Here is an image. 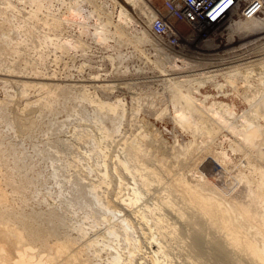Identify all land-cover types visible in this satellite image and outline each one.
<instances>
[{
	"label": "rangeland",
	"instance_id": "rangeland-1",
	"mask_svg": "<svg viewBox=\"0 0 264 264\" xmlns=\"http://www.w3.org/2000/svg\"><path fill=\"white\" fill-rule=\"evenodd\" d=\"M75 1L39 0L42 10L35 11L33 0H0V264H47L43 259L48 257L52 264H257L246 249L233 252L225 246L214 225L224 216L243 243L261 247L264 212L261 201L251 199L249 191L257 189L264 159H259L245 141L248 136L237 131L240 116L249 112L243 100L242 78L238 76L232 85L217 77L199 90L201 95H193L199 99L209 95L233 112L231 118L225 115L224 119L230 120L224 126L221 122L204 123L214 134L202 132L194 138L173 122V110L188 108L192 117L205 119L212 101L202 107L177 102L172 109L170 93L185 94L186 88L176 87L177 81L165 76L171 73L172 61L158 53L165 52V47L156 49L150 30L149 42L139 40L145 34L146 28L139 21L147 22L146 8L138 10L137 19L123 24L120 8L112 0H82L86 11L83 24L79 18H67ZM103 1L112 2L106 7ZM167 1L148 3L150 11L165 17L177 31L171 45L202 48L212 44L219 52L237 48L240 36L226 29L236 20L242 23L264 18L262 9L246 18L235 17L216 32L221 25L196 27L169 17L164 8ZM174 5L175 11L183 8L180 0ZM59 14L64 15L62 20L66 17L85 25L84 29L83 25L80 29L60 27L64 38L70 36L79 42H54L53 21ZM100 16L104 27L100 24L98 30L103 28V35L98 41L91 40L100 20L94 18ZM229 36L234 44L225 47ZM171 48L177 52L181 47ZM176 64L183 68L182 63ZM159 79L163 81L156 82ZM216 84L222 89L215 88ZM234 85L239 88L237 93ZM232 127L237 132L232 133ZM140 133L146 136L142 138L143 149L148 151L142 153V160L162 184L153 185L147 193L143 190V199L134 206V212L140 213L129 218L107 212L105 207L131 195L133 182L119 161L125 157L124 144ZM260 136L254 139L263 141ZM190 141H194L192 154L173 161L172 148ZM205 157L222 166L225 176L221 188L225 191L214 176L207 175L211 171ZM179 179L197 187L203 196L225 199L213 219L182 205L184 191ZM167 188L178 197L174 211L166 208ZM230 208L238 211L237 218L228 215ZM241 214H247L249 220H241ZM124 220L131 229L125 227ZM158 222L173 235H162ZM15 234H21L27 246L18 249L12 237ZM58 246L66 248L61 256L55 253ZM30 251L35 258L26 262L24 255Z\"/></svg>",
	"mask_w": 264,
	"mask_h": 264
},
{
	"label": "bare ground",
	"instance_id": "bare-ground-1",
	"mask_svg": "<svg viewBox=\"0 0 264 264\" xmlns=\"http://www.w3.org/2000/svg\"><path fill=\"white\" fill-rule=\"evenodd\" d=\"M83 1L85 2V0H83ZM83 1L82 0H76L74 3L75 5H72V4L70 5V13H69V15H67L68 16L67 18H71V16L73 18H79L80 20H83V24H84V17L83 16H84V13L86 11H85V6H83V4H84ZM112 1L114 2V4H113L114 6L116 4L120 8L119 19L122 20L121 18H124L125 22L123 24H127V22L130 23L132 20L137 19V14L140 12L138 10L146 8L147 12L145 13L146 16L144 19L147 22H143L141 20L139 21L140 23H142L144 25V28H146L145 31L143 32L145 34H142L139 40L142 42H149L148 38H150V36H149L148 32L150 30V23H151L152 19L157 15H155V12H154L155 10L153 11L151 9V11H150L151 6L148 3V0H112ZM242 1H244V0H242ZM33 3L36 4V6L34 7L35 11L36 10L38 11L40 8H42V5L39 4V0H33ZM60 3L62 4V2H60ZM89 3H91V0L89 1ZM104 3L105 2L103 1V3H101V4H104ZM110 3H107V4L110 5ZM107 4H106V7H107ZM227 6L228 5H226L215 18L216 20L214 22H217L218 25H221L220 27L215 28L216 32H217V29H221L224 26L225 22L230 21V19H227V20H223L224 21L223 24L220 23V19L225 14L223 12L229 11L232 8L231 7V8H228L227 10H225L227 8ZM31 10H33V9H31ZM41 10L42 9H40V11ZM58 11H59V9H58ZM30 13H31V11L29 12V15H30ZM57 13H59V12H57ZM38 14H39L38 12H35V16H38ZM232 14H234V12ZM104 15H102V17ZM62 16H64V15L59 14L58 17L60 20L56 18L53 21V28L56 32L55 36L57 37V38L55 37L56 39H54V42L59 43L60 45L65 44V43H71V44L73 43L74 44L76 42H79L78 39L69 38L70 36L64 38L63 34L60 33L61 32L60 27H62V25L64 24L66 26L69 25V28L77 29V27H79V29H80V26H82L83 24H80V22H78V21H74V20L71 21L72 19L66 20L67 19L66 17H65V19L62 20L61 19ZM106 17H108V16H106ZM87 19H89V18H87ZM87 19H85V20H87ZM94 19L96 22L100 19L99 24L95 28L97 30V32H99V33L96 32L97 36L95 33H93L91 35V37H92L91 40L94 39L95 41H98L99 36L103 35V28L98 30V26L100 24H101V26L104 25V20H101L102 19L101 16L96 17ZM104 19H106V18H104ZM84 26L85 25H83V29H84ZM102 27H104V26H102ZM96 30H94V31H96ZM226 30H230V32L236 33L238 36H240V39H238L240 45L237 48L232 47V48H229V49H226L224 51L219 52V48H217L216 46H214L212 44H208V45L206 44L202 48H198V46H197V48H191V47H189V45H185V44L180 45L179 44L178 47H181V48L179 51L176 52V51L172 50L171 46L159 45L155 42V44H157L155 46L156 49H158L157 48L158 46L160 48L165 47V49H164L165 52L158 50V53L160 55L164 56L168 61H170V60L172 61V65L170 64L172 67L170 70L171 73L165 74V76L173 78V80L177 81L175 84V86L177 85L176 87L180 86V87L186 88V90L184 91L185 94L182 93V94L175 95L173 93H170V95H169L170 98H169L168 103L173 107L172 109L175 108V104H177V102H182L185 105L199 104L200 107H202V106H206V104L208 105L209 101L210 102L212 101L208 105L209 108L207 110H205V111H207V114H209V116H207V118H205V119H201L202 117L200 119H196L194 114H193L194 117H192V114H191L192 112L188 113V108H187V110L186 109L185 110L184 109L183 110L182 109H179V110L174 109L172 120L178 127H180L182 129V131L183 130L187 131V133H190V136L192 135L194 138H195L196 134L201 135L202 132H205L207 135L214 134V132H215L214 129L211 126L207 127L204 123L206 122V124H207L209 122H215V123L220 124V122H221V123H223V125H221V124L220 125L224 126L227 123H229L227 121L230 120V119H228L226 121V119H224L225 115H228L230 118L233 116L232 109L227 104H223L220 102H217V103L214 102L213 99L209 95H203L201 99H199L193 95L200 94L199 90L204 85H206L207 83L209 84L210 82H212L217 77H222L226 82L233 85L236 78L238 76H240L242 78L243 82L245 83L244 92L242 94H243V100L248 104L249 112L247 111V113L246 112L243 113V117H241L242 115L240 116V118H242V119H240L241 120L240 121L241 122L240 130H237L236 128H234L235 127L234 126V127H232L234 131L232 130L233 132L232 131L231 132L235 133L237 131H240L244 135L246 134L248 137L245 139V141L247 143L251 144L252 151L254 153H256L257 156H259L258 157L259 159L263 160L264 159V153H262V151L264 149V18H256V19L251 18L249 21L242 22V23H240L238 20H236ZM77 32H78V30H77ZM222 33L220 35H222ZM176 34H177V31H175L174 28H172V29L170 28L169 38L171 36L176 35ZM68 35H70V34H68ZM152 37L155 40V37L153 35H152ZM75 38H76V36H75ZM232 40L233 39L229 36L228 41H227V45L225 47H229V46L233 45L234 42ZM184 42H185V40H184ZM207 43H211V42L208 41ZM220 49H222V48H220ZM189 59H193V60H189ZM179 62L182 63L183 68H179L177 66L176 63H179ZM159 77L160 76L155 77V78L157 79ZM8 78H10V77H8ZM161 79L157 80L156 82H162L163 80H161ZM165 79H166V77H165ZM179 80H181V81H179ZM251 80H254L257 84L256 85L250 84ZM109 86H107L106 88H108ZM215 88L222 89V87L219 86V84H216ZM232 88H234L236 93H237L239 88L235 87V85ZM159 97H160V95H159ZM199 105H197V106H199ZM201 109H203V108H201ZM195 110H196V108H195ZM215 117H217L218 119H216ZM233 121H235V120H233ZM261 121L263 122V124H260ZM230 123H233V122H230ZM236 123H237V121H236ZM230 126H231V124H230ZM245 127H247V128L244 130ZM260 134L262 135V137L260 136ZM257 135H259L261 139L263 138V141H260V140L257 141L256 139H254L255 137L257 138ZM138 136H139V134H138ZM138 136L134 137V139H132V140H129V142H126L125 144L123 143L125 145L124 146L125 157L123 158V160L119 161V164L122 167L123 172H127L129 174V176L131 177L130 179L133 182L134 188L131 189V191H132L131 195L130 196H124V198H121L122 197L121 196V197H119L120 199L117 198L115 201L112 200L113 201L112 203L109 202L111 205H107V206L105 205L106 206L105 210L107 212H110V213L116 214V215H122L123 217L126 216L129 218H134V216L136 214L140 213V211L138 213H136L137 211L134 212V209H136V207H134V206L139 201H141V199H143L142 198L143 194L145 195L144 191H146V193H147L148 190L151 189L150 187H152L153 185L160 186L159 184H162V179L158 176V174L154 170H152L151 168H148L144 164V162L142 160L143 159L142 153H148V151L143 149V145H144L143 143L145 141L143 142L142 138H146V136L142 135V134H141V136H139V137ZM193 137H192V140H193ZM243 138H245V136ZM193 147H194V141H190L187 144L178 145V146L176 145V147H173L172 148V151H173L172 152V158H174L173 161L176 160V162H177L180 158H182L181 160L188 158L189 155L192 154L191 152H192ZM147 155L145 154L144 157H146ZM146 158H148V157H146ZM205 160H206L207 169H209L211 171V172L207 173V175L209 177L214 176L215 183H217L218 186H220V188H221L224 184L222 177L225 176L224 175L225 173L223 171L222 166L217 161H214L213 159H210V158L206 159V157H205L204 161ZM116 167L117 166H115V168ZM106 173H107V171H106ZM115 173H118V172H115ZM108 175H110V173ZM104 176H107V175L104 174ZM260 176L261 177H260L259 182L257 183L256 191L255 192L249 191V195H250L251 199L261 201L260 207L264 212V173H261ZM199 177H201V176H199ZM122 179L123 178H120V180H122ZM200 179H205V178L202 176ZM206 181H208V180H206ZM179 182L182 185V188H183L182 191H184V196L183 197L181 196L182 201L181 200H179V201H181L182 205L184 203V205H183L184 207L185 206H191L193 209L196 210V212H198V214H200L201 216L206 217V218L213 219L214 216L217 215V213L220 211L222 201L225 199H221V197H220V199H217L213 196H203L197 187L191 186L184 179H179V181L177 183H179ZM240 182H241V179H240ZM209 183L207 182V185H209ZM246 184H249V182H246ZM137 186H139V187L141 186V189L140 190L137 189ZM97 187H99V186H97ZM221 189L223 191H225V189H223V188H221ZM226 190H228V189H226ZM166 191L169 192V194H168L169 201H168V204H166V208L169 209L170 211L171 210L174 211V209H175L174 203H175V200L178 201V197L175 198L174 193H173L174 190L172 188H167ZM172 200H174V201H172ZM224 212H226V210ZM221 214H223V213H221ZM228 215H235V217L237 218L238 217V211H236L233 208H230L228 211ZM240 217H241V220H244V221L249 220V216L247 214H241ZM137 221L140 222L141 220H137ZM139 222H136V224L141 226V224ZM123 223L125 224L126 228L131 229V224L128 221L124 220ZM157 224L159 227L157 229L159 232H161L162 235L163 234L169 235V236L173 235V232L170 229H165V227L163 226V224L161 222H158ZM214 225H215V229H216L217 233L221 234V239H222V242H224L225 246L227 245V247H229L233 252H235L239 248H244V249H246L249 256L251 257L252 262L257 263V264H264V237L262 238L261 247L257 248L251 242H244L243 243L238 236V232L233 231L230 228V225L228 223V219H226L224 216L220 217L219 220L214 221ZM257 232L259 234H261L262 231L258 230ZM7 234H13V233L10 231H7ZM12 237L14 238L15 243H16V247L18 249H22L25 245L27 246V244L24 240V237L21 234H15ZM65 249L66 248L64 246H58L55 248V253L58 256H61L65 253ZM34 258H35V256H34L33 251H30L24 255V259L26 262H32L34 260ZM52 262H53V260H51L49 257L43 259V263H47V264L51 263L52 264Z\"/></svg>",
	"mask_w": 264,
	"mask_h": 264
},
{
	"label": "built area",
	"instance_id": "built-area-1",
	"mask_svg": "<svg viewBox=\"0 0 264 264\" xmlns=\"http://www.w3.org/2000/svg\"><path fill=\"white\" fill-rule=\"evenodd\" d=\"M183 5V8L179 11H175L174 3L175 0H168L164 6L165 11H168L169 17L173 19H180L188 24L194 26H209L216 25L217 22H214L216 16L222 11L226 6L231 8L229 11H224L223 17L220 19V22L223 20L238 18H246L247 15L259 13L264 9V0H251L249 3H242L240 0H180ZM235 12V15L232 13ZM179 12V13H178ZM175 13V14H174ZM232 14V15H231ZM177 16H180L178 18ZM229 17V18H228ZM219 22V21H218ZM170 29L169 22L162 15L155 16L150 23V32L155 37V42L159 45L164 46H173L178 47L177 44L171 45V40H176V35L171 36L167 35L168 30ZM173 37V38H172Z\"/></svg>",
	"mask_w": 264,
	"mask_h": 264
}]
</instances>
